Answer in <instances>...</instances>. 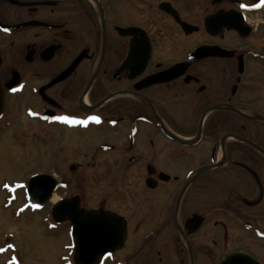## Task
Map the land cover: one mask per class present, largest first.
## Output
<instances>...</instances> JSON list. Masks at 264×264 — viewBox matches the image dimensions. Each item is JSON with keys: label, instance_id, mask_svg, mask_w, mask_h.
Listing matches in <instances>:
<instances>
[{"label": "flooded vegetation", "instance_id": "1", "mask_svg": "<svg viewBox=\"0 0 264 264\" xmlns=\"http://www.w3.org/2000/svg\"><path fill=\"white\" fill-rule=\"evenodd\" d=\"M0 89L57 181L34 208L124 220L100 264H264L262 0H0Z\"/></svg>", "mask_w": 264, "mask_h": 264}, {"label": "rangeland", "instance_id": "2", "mask_svg": "<svg viewBox=\"0 0 264 264\" xmlns=\"http://www.w3.org/2000/svg\"><path fill=\"white\" fill-rule=\"evenodd\" d=\"M16 127L0 133V248L5 249L0 251V264H75L68 229L52 225L50 205L36 210L27 196L29 179L51 171L49 155L38 143L34 146L33 127L26 128L28 134ZM92 177L88 183L96 187L97 177Z\"/></svg>", "mask_w": 264, "mask_h": 264}, {"label": "water", "instance_id": "3", "mask_svg": "<svg viewBox=\"0 0 264 264\" xmlns=\"http://www.w3.org/2000/svg\"><path fill=\"white\" fill-rule=\"evenodd\" d=\"M4 106L5 99L0 89V116ZM56 186L57 181L51 176H32L28 182L27 195L33 201L45 203ZM53 216L58 222L66 219L72 221L75 264H99L103 258L120 249L127 236L126 225L121 217L105 211L82 209L72 200L60 201L53 209ZM230 259L222 264H230Z\"/></svg>", "mask_w": 264, "mask_h": 264}, {"label": "snow or ice", "instance_id": "4", "mask_svg": "<svg viewBox=\"0 0 264 264\" xmlns=\"http://www.w3.org/2000/svg\"><path fill=\"white\" fill-rule=\"evenodd\" d=\"M262 3H264V0H262ZM255 6L259 7L260 5H255ZM240 7L244 8V7H248V6L241 4ZM5 30H7V29H5ZM13 91H15V89H13ZM54 119L65 122V123L84 124V125H86L89 121H95L98 123L100 120V118L97 116L88 117L87 119H76V118H72V117H68V116H60V117H54ZM5 187H8V185H5ZM34 206L40 207V205H34ZM9 247H12V246L9 245ZM4 250L5 249L0 248V251H4ZM10 264H11V262H10Z\"/></svg>", "mask_w": 264, "mask_h": 264}, {"label": "bare ground", "instance_id": "5", "mask_svg": "<svg viewBox=\"0 0 264 264\" xmlns=\"http://www.w3.org/2000/svg\"><path fill=\"white\" fill-rule=\"evenodd\" d=\"M54 200H56V198Z\"/></svg>", "mask_w": 264, "mask_h": 264}]
</instances>
